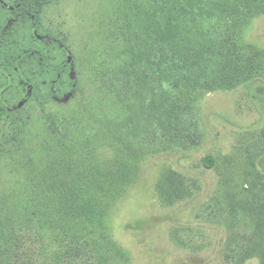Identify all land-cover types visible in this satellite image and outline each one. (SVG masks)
Masks as SVG:
<instances>
[{
  "label": "rangeland",
  "instance_id": "rangeland-1",
  "mask_svg": "<svg viewBox=\"0 0 264 264\" xmlns=\"http://www.w3.org/2000/svg\"><path fill=\"white\" fill-rule=\"evenodd\" d=\"M170 1L0 0L30 19L0 22V89L18 73L35 89L0 105L6 264H262L264 0ZM58 45L75 90L59 102L42 65ZM73 187L92 213L62 200ZM48 198L69 225L42 228Z\"/></svg>",
  "mask_w": 264,
  "mask_h": 264
},
{
  "label": "trees",
  "instance_id": "trees-1",
  "mask_svg": "<svg viewBox=\"0 0 264 264\" xmlns=\"http://www.w3.org/2000/svg\"><path fill=\"white\" fill-rule=\"evenodd\" d=\"M35 1V0H32ZM164 2V1H163ZM168 8L171 12H175V6L176 4L170 0H168ZM186 5H188V1L186 0ZM163 7V6H162ZM39 8H33V11L30 13L36 14L37 16V12H39ZM187 7H185L184 9L186 10ZM36 9V10H34ZM188 9V8H187ZM158 10V9H157ZM156 14L158 11H155ZM23 16H25V18H28V16L26 14H22ZM170 15L172 14H168L167 17L168 18ZM6 16V15H4ZM35 17V16H34ZM164 18V17H163ZM164 18V19H165ZM34 21H36L34 19ZM10 26V25H8ZM157 26V25H155ZM178 25H176V20H173V18L170 16L168 18V25H164V28L161 29V37L159 38V28L157 29V31L155 32L154 36H155V41H157V45L159 46L160 52L158 53L155 49L157 48V45L154 46V59L156 60L158 58H161V55L165 53V49L164 48H170L173 43L175 42L176 39V33L173 32L175 29H177ZM6 32L5 31H1L0 34V38L4 37V34ZM199 47H196V51L197 54L201 53V45L198 44ZM58 50L60 49L61 54L63 56V59H60L59 62L55 63H50V61H48L46 58L43 59V67L45 65V67L43 68V70L45 71V76L50 77L52 80V83L50 84V89L48 90L47 96L49 97V99L52 100H57L58 102L62 99L65 98L66 100H68L70 97L72 98L75 90L72 89L71 91L70 89V82L71 80H73V75L71 74V71L73 69V60H72V55L69 51V49L64 46V45H58ZM192 68V65H191ZM190 68V70H191ZM43 71V72H44ZM63 72L65 74V77L63 78ZM21 75H23L22 73H18V82L16 81V85H12V84H8V85H4L3 86V90L1 91L0 89V105L5 106L7 109L11 108V109H15L16 105L20 104L22 101H24V99H26V92L28 91V87L31 88V94H34L35 89H33V84L30 83V81L27 78L22 77ZM50 82V81H49ZM60 85H62V89L59 91L60 89ZM20 87V88H19ZM22 87V88H21ZM19 88V91L18 89ZM17 90V94L15 93L14 90ZM10 90L14 91V95L13 98L11 99V102L13 103V105H9V101L7 100L8 98H6V93ZM69 91V92H68ZM64 92V93H62ZM208 163V165L210 166L212 161L210 160L209 157H207L205 159V163ZM92 175V173L90 174ZM90 177V176H89ZM89 177H85L83 176L82 178L85 180V183L90 180ZM122 179V178H121ZM93 181V180H92ZM95 183V182H94ZM84 187H80V191L78 189H76V187L70 188L67 191L62 189L61 192L63 193V197L62 200L68 205V206H73L76 207V209H80V211L82 209H86V207L89 205L92 207L91 202L90 203H80L83 202V199H80L79 201V197H81L84 193ZM51 201L50 198H48V200H46L45 202H43L42 204L39 205V209H41L44 213H46L48 216L46 218L45 223H42V228L46 227L47 229L50 228L49 225L52 226H62L65 227L67 225L70 224L71 222V218L73 216V214L71 213H67L64 214V212L60 209L61 207H64V204L59 205V207H57L55 204H49V202ZM69 209V208H68ZM71 212V211H70ZM90 213L93 212V207L92 209L89 210ZM5 220L4 221H0V246H2L3 243V239L5 236ZM258 224L260 225V227L264 226V203L261 206L260 209V217L258 218ZM76 229V228H75ZM70 230L67 229L66 230V234H68ZM1 248V247H0ZM96 250V248L94 249V251ZM97 253V251H96ZM0 253V264H2L5 260V257L7 255ZM99 254L97 253V257H98V261L101 260L100 257L98 256ZM42 261V260H41ZM4 264H6V260L4 262ZM39 264H41V262H39ZM262 264H264V259H262Z\"/></svg>",
  "mask_w": 264,
  "mask_h": 264
},
{
  "label": "flooded vegetation",
  "instance_id": "flooded-vegetation-1",
  "mask_svg": "<svg viewBox=\"0 0 264 264\" xmlns=\"http://www.w3.org/2000/svg\"><path fill=\"white\" fill-rule=\"evenodd\" d=\"M35 8H36V6H35ZM41 8V7H40ZM2 9L0 8V22L2 21V20H6V18L9 16V15H12L13 16V19H17V21H18V24L19 23H24V22H26L27 20H30L29 19V17L28 18H25V16H23L21 13H13V12H11V13H9V14H6V16H2ZM27 16L29 15V13H27L26 14ZM13 19H8L6 22H8V23H12L13 22ZM3 31H7L10 27H12L11 25L10 26H8L7 24H4L3 26Z\"/></svg>",
  "mask_w": 264,
  "mask_h": 264
}]
</instances>
